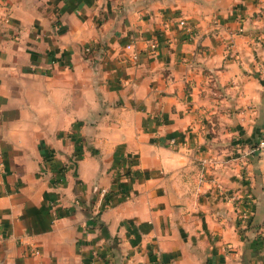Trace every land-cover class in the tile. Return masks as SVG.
Here are the masks:
<instances>
[{"label": "crops", "instance_id": "0c3cea01", "mask_svg": "<svg viewBox=\"0 0 264 264\" xmlns=\"http://www.w3.org/2000/svg\"><path fill=\"white\" fill-rule=\"evenodd\" d=\"M261 139L260 0H0V264H264Z\"/></svg>", "mask_w": 264, "mask_h": 264}, {"label": "built area", "instance_id": "2783aa9c", "mask_svg": "<svg viewBox=\"0 0 264 264\" xmlns=\"http://www.w3.org/2000/svg\"><path fill=\"white\" fill-rule=\"evenodd\" d=\"M180 25H182L185 28H188V22L186 19H182L180 21ZM148 50L151 54H155L157 49H158V43L157 42H148ZM85 52L87 54H91L92 53V47H86L85 48ZM125 53H130L131 56L126 55V60H129L133 63H136L139 59V54L135 49V42L131 41L129 44H127V46L125 47ZM174 143V141H173ZM250 153H254L257 152L258 154L264 155V139L259 140L256 145L253 147L252 150L249 151ZM3 164L0 163V167L2 168ZM106 195V194H105ZM235 199V198H233ZM237 199V198H236Z\"/></svg>", "mask_w": 264, "mask_h": 264}, {"label": "rangeland", "instance_id": "374dc122", "mask_svg": "<svg viewBox=\"0 0 264 264\" xmlns=\"http://www.w3.org/2000/svg\"><path fill=\"white\" fill-rule=\"evenodd\" d=\"M261 3H264V0H260Z\"/></svg>", "mask_w": 264, "mask_h": 264}]
</instances>
